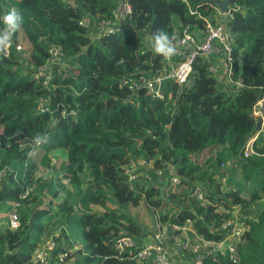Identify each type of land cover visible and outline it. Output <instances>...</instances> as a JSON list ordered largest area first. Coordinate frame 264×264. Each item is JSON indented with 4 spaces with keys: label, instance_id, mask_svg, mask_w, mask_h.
<instances>
[{
    "label": "trees",
    "instance_id": "trees-1",
    "mask_svg": "<svg viewBox=\"0 0 264 264\" xmlns=\"http://www.w3.org/2000/svg\"><path fill=\"white\" fill-rule=\"evenodd\" d=\"M117 1L0 0V29L16 7L24 22L12 42L20 33L28 46L0 56V168L11 169L0 180V214L18 203L20 222L15 230L7 218L0 226V264L31 258L52 206L60 212L58 240L71 245L78 234L83 241L63 264H138L133 255L145 232L125 209L151 201L158 190L138 182L135 161L150 164L145 173L154 180L159 171L170 182L174 169L178 183L170 184L187 188L168 196L169 208L154 224L190 220L201 237L217 240L223 237L220 210L239 206V214L252 218H241L245 231L236 264H264V102L257 107L264 97V0H230L225 17L233 37L231 78L241 87L219 81L207 60L196 58L193 87L169 82L163 100L119 86L123 78L160 72L163 56L144 49V37L151 40L157 30L172 36L184 26L202 30L203 19L215 23L220 10L207 0H129L125 28L105 35L99 23L112 20ZM57 59L67 62L58 74L51 64ZM37 68L50 76L46 87L33 78ZM38 134L48 137L40 146L34 144ZM250 141L252 152L244 157ZM131 164L134 180L126 173ZM196 187L204 188L206 202L190 196ZM122 236L132 237L137 248L116 250ZM204 264L232 263L218 257Z\"/></svg>",
    "mask_w": 264,
    "mask_h": 264
},
{
    "label": "built area",
    "instance_id": "built-area-1",
    "mask_svg": "<svg viewBox=\"0 0 264 264\" xmlns=\"http://www.w3.org/2000/svg\"><path fill=\"white\" fill-rule=\"evenodd\" d=\"M184 1V0H182ZM131 6L129 0H118L113 12L112 20L99 23V31L105 35H113L122 31L127 23V19L131 15ZM229 12L221 11L215 16V23L211 19L205 18L204 28L199 31H192L190 27L184 26L176 31L172 36V42L177 48V54L170 59L163 56V63L159 73L154 76L136 75L123 78L119 82L121 88H125L130 92L144 89L151 99H164V86L172 82L178 88L191 89L194 85L190 78L192 65L196 58H202L209 63L208 71L216 78L221 77L222 82L233 84L241 87V83L233 81L231 70V53L233 45V37L230 30L225 25V17ZM221 19L220 22L218 20ZM144 49L152 50L151 40L144 37ZM14 48L17 53L23 52L25 49L19 43H13L10 48L0 52V56L8 58L10 49ZM50 57L56 58L58 51L56 49L49 50ZM217 57V58H216ZM222 58V59H221ZM223 66V75L217 74L218 66ZM33 78L41 81L42 86H47L50 76L45 73L42 68H37L33 72ZM170 96V95H168ZM264 99L261 98V100ZM261 100L257 103V107H261ZM264 102V101H263ZM41 108V106H40ZM260 113L255 110L254 115ZM252 141L248 142L244 150V157L252 152ZM6 172H11L8 167L0 168V180ZM160 176V172L157 171ZM129 180L136 177L134 164L126 170ZM170 182L177 184L174 177L170 178ZM29 190H25L20 196L25 198ZM192 196L199 201H205L199 187L192 191ZM201 201V202H202ZM18 203L9 204L7 211V225L11 230L19 227ZM239 206H230L220 210L224 217L220 220L219 232L223 235L220 239H205L201 237L195 230L190 220H185L182 224H154L152 233L149 238L143 242L133 255V259L138 264H204L206 259L217 262L218 257H227L232 263H237L236 248L243 242V234L245 225L242 222V215L239 214ZM187 223L186 225L184 223ZM59 232L55 231L48 237L42 245H40L31 258L24 264H63L70 252L78 249L77 245H69L65 239L61 237L59 241ZM67 235V233H66ZM68 247V248H66ZM136 241L130 236H122L116 240L115 249L119 252L127 249H136Z\"/></svg>",
    "mask_w": 264,
    "mask_h": 264
},
{
    "label": "rangeland",
    "instance_id": "rangeland-1",
    "mask_svg": "<svg viewBox=\"0 0 264 264\" xmlns=\"http://www.w3.org/2000/svg\"><path fill=\"white\" fill-rule=\"evenodd\" d=\"M220 21H221V19L218 20V22H220ZM18 39L20 40L18 43L22 47H24L25 50H27L28 46H27L26 43L21 41L22 38L20 36V33L18 34ZM51 64H53L52 66H57V69H56V73L57 74L60 73L61 70H64L65 68H67V62L63 61V60H60V59L52 61ZM221 68H223V66L219 65L218 69H217L218 70L217 74L223 75L224 72H223V69H221ZM218 80L220 81L221 77H218ZM238 88H239V86H238ZM167 98H169V97L167 96ZM263 101H264V99L261 100V104H263ZM256 116H260V113L257 112ZM263 124H264V121H263ZM263 124H262V127H261L262 130H264V125ZM187 157L189 159H198L199 155L198 156H196V155H187ZM135 162L138 163V165H137V171H138V174H139L138 182L141 183V184H145L146 186H151L152 185L158 190V195L155 196L151 201H142L137 207L128 206L125 209V211H127L129 216H131L137 223H139L140 226H141V229L145 232L144 238H143V242H145L149 238V236L151 234V230H153V227H154V223L153 222H154V220L156 218H159V212L165 213L166 209L169 208L170 203L168 201V196L170 194L178 195L182 189L186 190L187 188H185V186L182 185L181 183L179 185H172V184H170V182H168V179H164L165 181H163V178L160 177L159 175H157L158 172H154L155 175H156L155 176V180L157 181L156 182L153 178H150V177L147 176L148 173H145L146 172L145 170L148 171V170H150L152 168V166L150 164L149 165H145L141 161H135ZM168 172L170 174V178L171 177L178 178L176 175H174L175 174L174 169L169 168ZM179 182H180V180H179ZM198 185L202 186L199 183H198ZM67 187H68V190L72 191L69 186H67ZM199 188H200V190H201V192L203 194V191L205 192L204 188H202L203 191H202L201 187H199ZM245 192L246 191H244V193ZM190 196L192 197V193L190 194ZM203 197H204V194H203ZM156 198H160V204L161 205L159 207L156 206ZM50 199H51L50 197L49 198L47 197V198L43 199L42 207L49 208V206L47 204H48V201ZM72 201H75V198H73ZM108 206L110 208L114 207L112 202L108 203ZM90 209L93 212H95V213H101L102 212V209H100V208H98L96 206H90ZM50 210H51L50 218L45 219L43 221V230H42V233L40 235V241H39V242H42L41 245L44 243V241H46L48 239L46 237L49 235V233L52 232L53 230L55 231L57 228H59V226L61 224L60 220H59L60 219V212L58 211L57 207L52 206L50 208ZM6 214L7 213L0 214V217H2V220H0V226L6 224V218H7ZM242 217L243 218L247 217L248 219L252 218V216H246L245 217L244 215H242ZM184 224L186 225L187 223L185 222ZM70 242L73 245L74 244L77 245L78 248H81L82 245H83V241H82L81 237L78 234H77L75 240L73 238H70ZM66 248H68V247H66Z\"/></svg>",
    "mask_w": 264,
    "mask_h": 264
},
{
    "label": "clouds",
    "instance_id": "clouds-1",
    "mask_svg": "<svg viewBox=\"0 0 264 264\" xmlns=\"http://www.w3.org/2000/svg\"><path fill=\"white\" fill-rule=\"evenodd\" d=\"M24 22L23 15L16 7L11 8L2 19L4 25L3 29H0V52L8 49L12 45V37L22 26ZM152 50L166 58H171L177 54V48L172 42V38L163 30H157L151 37ZM46 134H38L34 138V144L40 146L47 141Z\"/></svg>",
    "mask_w": 264,
    "mask_h": 264
},
{
    "label": "water",
    "instance_id": "water-1",
    "mask_svg": "<svg viewBox=\"0 0 264 264\" xmlns=\"http://www.w3.org/2000/svg\"><path fill=\"white\" fill-rule=\"evenodd\" d=\"M211 2L214 6H216L222 13H226L229 8H231L233 5L230 2V0H221V1H216V0H207Z\"/></svg>",
    "mask_w": 264,
    "mask_h": 264
}]
</instances>
